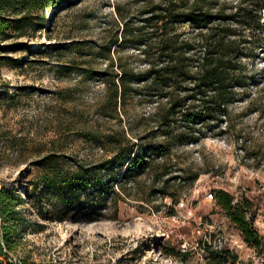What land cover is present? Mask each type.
Wrapping results in <instances>:
<instances>
[{"label":"rangeland","instance_id":"1","mask_svg":"<svg viewBox=\"0 0 264 264\" xmlns=\"http://www.w3.org/2000/svg\"><path fill=\"white\" fill-rule=\"evenodd\" d=\"M169 1L184 6L179 0H63L40 12L45 24L37 32L0 42L18 46L0 51V189L33 193L36 163L49 154L97 165L119 144L166 142L159 123L165 99L133 95L115 106L112 90L123 71L149 69L166 33L151 10ZM241 1L208 0L207 7L230 14ZM262 23L260 31L232 24L255 80L229 121L204 129L206 138L154 154L149 169L132 179H117L119 166L112 179L103 174V199L84 200L65 220L56 218L54 201L46 202L45 219L21 205L24 233L15 255L26 264H209L210 252L219 251L237 257L228 264H260L210 195L225 190L249 199L264 236V11ZM175 29L184 40L199 31L186 24Z\"/></svg>","mask_w":264,"mask_h":264},{"label":"trees","instance_id":"2","mask_svg":"<svg viewBox=\"0 0 264 264\" xmlns=\"http://www.w3.org/2000/svg\"><path fill=\"white\" fill-rule=\"evenodd\" d=\"M61 1L0 0V42L25 38L30 32H37L40 24H45L40 12ZM179 1H184L183 7L169 1L151 10L158 14L154 19L161 24L160 30L166 32L156 47V58L144 72L125 70L120 73L113 81L112 90L115 106L133 95L155 98L156 101L165 99L159 123L160 127L166 128L162 133L166 142L119 144L113 157L97 165L84 164L63 154L42 157L36 163L40 172L33 193L25 191L21 197L15 189H0V254L3 252L1 243L13 252L24 233L25 219L18 211L21 205L30 204L38 217L45 219L48 216L45 204L54 201L59 208L56 218L65 220L84 200L99 202L103 199L105 176L112 179L110 173L115 167L123 169V174L117 175L121 182L132 179L149 169L154 154L164 152L165 148L170 150L174 145L206 138L204 129L230 120L231 108L242 102L245 89L255 80L244 63L245 42L234 38L237 33L232 24L260 31L264 0H242L230 14H213L207 7L208 0ZM216 22L219 23L215 25ZM183 24L199 30L193 40L181 39L176 33L175 27ZM17 47L0 46V51L12 52ZM11 61L14 67L21 64L19 59ZM134 84L139 87L135 89ZM177 124H181L182 131L177 129ZM171 138L175 139L174 143H168ZM213 197L244 242L259 257L260 264H264V236L255 227L257 215L252 202L247 198L237 200L225 190L215 191ZM210 256L209 264H228L237 260L235 256L224 257L219 251L210 252Z\"/></svg>","mask_w":264,"mask_h":264},{"label":"built area","instance_id":"3","mask_svg":"<svg viewBox=\"0 0 264 264\" xmlns=\"http://www.w3.org/2000/svg\"><path fill=\"white\" fill-rule=\"evenodd\" d=\"M213 198V194L210 195ZM184 206V203H181ZM3 252L0 254V264H25L24 261L15 255L14 252L9 251L5 243H1ZM221 249V246H220Z\"/></svg>","mask_w":264,"mask_h":264}]
</instances>
